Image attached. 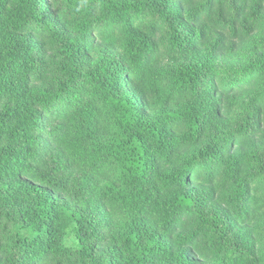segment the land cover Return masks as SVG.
Wrapping results in <instances>:
<instances>
[{"label": "trees", "instance_id": "obj_1", "mask_svg": "<svg viewBox=\"0 0 264 264\" xmlns=\"http://www.w3.org/2000/svg\"><path fill=\"white\" fill-rule=\"evenodd\" d=\"M220 5L197 48L172 0H0V264H264V61Z\"/></svg>", "mask_w": 264, "mask_h": 264}, {"label": "clouds", "instance_id": "obj_2", "mask_svg": "<svg viewBox=\"0 0 264 264\" xmlns=\"http://www.w3.org/2000/svg\"><path fill=\"white\" fill-rule=\"evenodd\" d=\"M173 6L179 13V18L182 22V27L186 32L192 34L193 44L199 48L203 43L199 33L201 30L205 33V39H211L208 37L210 29L203 25L200 21V15L207 12L219 13L220 11V0H199V4L203 8V12L200 9H195L198 13L196 18H192V14L188 11L187 0H172ZM233 4L235 7H233ZM257 5L260 6L261 11L256 12ZM224 16L227 21L235 19L237 23V29L247 28L250 30L249 33L238 32L233 39V42H238L242 36L248 40L249 50L255 59L264 61V0H223ZM230 27V24H229ZM221 44L218 46L216 55L226 56L225 48L228 46L227 42L230 39L229 36L225 35V30L221 29ZM215 35V33H213ZM125 70L131 74V70L125 66ZM141 81L138 79H132L128 82L129 90L132 91L133 95H141L140 92ZM242 86L245 88L255 89V82L243 83ZM215 88L219 92V85L216 84ZM260 92L264 93V83L260 85ZM262 115H264V107L261 108ZM191 190L199 192V188L195 182L190 185Z\"/></svg>", "mask_w": 264, "mask_h": 264}]
</instances>
